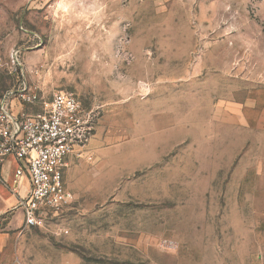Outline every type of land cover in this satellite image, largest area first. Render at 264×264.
Listing matches in <instances>:
<instances>
[{
  "label": "rangeland",
  "instance_id": "1",
  "mask_svg": "<svg viewBox=\"0 0 264 264\" xmlns=\"http://www.w3.org/2000/svg\"><path fill=\"white\" fill-rule=\"evenodd\" d=\"M23 85L99 119L82 206L0 264H264V0H0V102Z\"/></svg>",
  "mask_w": 264,
  "mask_h": 264
},
{
  "label": "built area",
  "instance_id": "2",
  "mask_svg": "<svg viewBox=\"0 0 264 264\" xmlns=\"http://www.w3.org/2000/svg\"><path fill=\"white\" fill-rule=\"evenodd\" d=\"M39 104L27 85L0 102V170L12 159L15 179L28 181V193L16 207L24 215L25 230H48L72 208L76 196L65 178L69 161L87 151L99 119L71 92L54 94L38 114L24 109Z\"/></svg>",
  "mask_w": 264,
  "mask_h": 264
},
{
  "label": "crops",
  "instance_id": "3",
  "mask_svg": "<svg viewBox=\"0 0 264 264\" xmlns=\"http://www.w3.org/2000/svg\"><path fill=\"white\" fill-rule=\"evenodd\" d=\"M79 161L80 159L75 158L69 161V168L65 177L68 187H70L69 182H72L75 191L79 195V199L77 198L71 211L77 210L78 205L79 207L82 206V200L80 199L82 198L80 187L83 184L80 174L82 170L76 166ZM15 170L16 163L12 159L7 160L0 170V252L11 233L20 230L22 227L24 228V215L16 207L19 198L27 195L29 184L26 179L16 180L14 177Z\"/></svg>",
  "mask_w": 264,
  "mask_h": 264
}]
</instances>
